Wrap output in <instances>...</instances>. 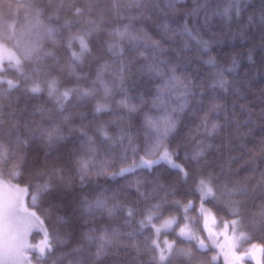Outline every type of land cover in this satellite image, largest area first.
Returning <instances> with one entry per match:
<instances>
[{
    "label": "trees",
    "instance_id": "trees-1",
    "mask_svg": "<svg viewBox=\"0 0 264 264\" xmlns=\"http://www.w3.org/2000/svg\"><path fill=\"white\" fill-rule=\"evenodd\" d=\"M68 2L69 0H65L66 4ZM75 2L82 8L91 6V12L84 19L76 17L65 7L59 11V21L55 18L49 21L48 17L59 7L60 0H0V21H16L18 31L24 33L19 36L21 43L37 38L35 35L27 34L25 27L27 22L35 21L32 9L25 7L26 5L38 6L42 12L40 19L46 25L59 27L65 20L71 21V32L67 28H60L56 44L46 38L41 41L42 51L53 53L52 57L46 58L43 62L49 70L39 75L42 87L46 88V81L55 78L61 92L68 88L95 89L94 96L85 99H80L74 94L66 102L63 113L56 110L55 101L48 96L47 91L32 95L22 89L17 90L12 101L13 108L17 109L16 118L45 125L61 123L62 134L66 137L51 150L44 145L30 144L25 149L26 170L20 179L14 180L22 185L36 183L40 179H49L48 174L53 169H62V179L51 176L56 185V191L52 195L38 202L34 208L30 200H27L31 209L42 217L45 213L51 212V220L45 219V223L50 230L57 228L61 238L66 241L56 250L57 255L71 253L81 243L83 234L92 229L97 230L96 234L105 228L119 229L122 233L136 231L135 239L141 248H144L147 242L145 238L151 237L152 233L149 228L141 232L137 221L142 219L146 208L162 203L165 190L175 193L168 196L169 203L162 204L161 211L165 217L183 215L180 209L171 205L172 200L186 202L187 199H196L195 194L190 191L194 187L193 180L189 179L184 183L176 176L174 170L156 168L149 172L138 169L135 173H127L115 179L110 175L94 174L104 164L110 173L116 172L120 167L131 164L133 156L127 139L123 143L115 144L105 141L97 132L98 127L104 126L114 139L120 135L121 129L126 130L135 137L133 144L140 149L139 154L143 155L144 113L148 112L153 117L163 116L167 110L180 102L177 94H173L167 98V105L153 107L152 100L165 82V78L146 74L145 65L152 62L154 56L157 62L164 60L178 64V73H186L195 83L202 84L201 91L204 95L198 96L197 99L208 104L215 98V102L221 106L215 112L209 113V128L212 123L219 125L211 135L205 133L203 128L197 132V126L200 124L198 118L184 116L177 132L168 140L170 149L179 151L177 162L185 164L186 168L195 169L193 163L185 161V153L190 156L198 147H205V158L200 162V169L215 174L219 184H227L229 187L235 185L244 190L247 194L245 207L248 213L256 212L258 207L253 205L259 206L262 202L261 188L257 185L260 184L261 174L264 173V23L260 21V14L264 11V0H240L239 15H236L234 10L236 0H142L145 5L142 10L129 8V0H75ZM170 2L174 3V9L168 7ZM114 5H118V8H114ZM227 9L232 11L226 15ZM140 11L145 12L146 19L139 17ZM117 12L119 16L116 15ZM129 17L138 18L130 20ZM87 19L100 24L101 30L87 37L91 53L84 55V62L77 63L73 72L71 52H79L80 48L78 42H73L72 48L69 49L66 40L70 34L78 31L82 34L95 27V24L85 22ZM125 24L134 25V30L143 29L151 40L159 41L163 52L152 48L151 40L140 41L139 50L145 55L139 56L128 40H120L114 35H109L113 29L122 28ZM165 24L168 31L163 29ZM185 25L191 30V36L184 32ZM193 37L209 41L208 50L204 51ZM117 42L124 49L123 63L129 69L125 72L123 84L126 92H122L119 87L121 60L112 56L107 48L109 43ZM146 44L149 46H145ZM209 58L214 60L215 67L205 63ZM105 63L107 68L102 67ZM31 67L32 65L25 64L26 71ZM98 70L103 71V78L109 86L116 85L112 87V92L108 96H105L100 84H93ZM218 73H222L227 81L226 91L210 87L213 81L219 79ZM7 75L10 79L18 78L14 70H9ZM125 95L130 103L138 105L137 112L130 114L119 104ZM4 103L7 105L9 101ZM98 103L106 105L107 110L97 112ZM38 108L45 110L43 119L41 113L37 111ZM5 111H8L7 107ZM205 111L208 109L205 108ZM49 114L53 117L51 121L48 119ZM64 115L69 117L67 122H62ZM81 128L96 140L98 146V151L89 165L93 169V174L83 182L80 180L76 163L78 156L84 155L87 158L81 145V141L85 139L81 135ZM200 141H203V145L199 143ZM124 156L128 158L126 162L122 159ZM33 173L45 175L33 177ZM197 174L198 171L193 172V175ZM137 180L141 182L139 192L135 183ZM158 185H162L163 188L157 187ZM140 193L144 195L141 196ZM101 194L108 197L115 194V199L109 200V206L119 201L122 205L138 210L130 225L125 223L129 219L125 209L116 210L112 216L107 212L98 213L93 217L82 213V201L85 198L89 201L95 200ZM237 199L243 200L245 196ZM213 210L217 212L218 217L231 218L225 211ZM57 215L62 216L65 222L56 223ZM164 238L165 234L162 232L161 240ZM166 238L169 241L177 239L174 232H169ZM32 242H36L33 237ZM252 242H264V236L256 233ZM124 243L129 247L111 249L108 256L95 264H146L148 261L146 252L138 257L136 250L130 246L131 240L125 237ZM177 243L180 247H189L188 241L177 240ZM91 251H95L94 246ZM196 255L203 264H209L213 253L210 251L202 253L197 250ZM176 264L182 262L178 260ZM212 264L224 263L216 260Z\"/></svg>",
    "mask_w": 264,
    "mask_h": 264
},
{
    "label": "snow or ice",
    "instance_id": "snow-or-ice-1",
    "mask_svg": "<svg viewBox=\"0 0 264 264\" xmlns=\"http://www.w3.org/2000/svg\"><path fill=\"white\" fill-rule=\"evenodd\" d=\"M25 7L32 9L34 13L35 23L28 21L25 27L28 35L37 37L35 40L21 43L19 36L24 33L18 31L16 21H0V264H49V262L51 264H63L65 261L67 264H95L103 257L108 256L111 249L129 247L128 244L124 243L125 237L131 240L130 246L136 250L138 257L145 252L148 254L146 264H176L178 260L182 264H203V261L198 259L196 255L197 250L202 253L217 250L218 253H223L226 264H246V261L250 264H264V242H252L256 233L264 236V173L261 174L260 184L257 185L261 188L262 202L259 206L253 205L258 207V210L249 214L245 207L247 194L244 190L235 185L229 187L227 184H219L215 174L200 169V162L205 158V147H198L190 156L185 153V161L193 163L196 166L195 169L186 168L185 164L177 162L179 151L170 149L168 140L170 136L177 132L184 116L190 115L198 118L200 124L197 126V132L200 128H203L205 133L211 135L218 129L219 125L212 123L211 128H209V113L215 112L221 106L215 102V98L209 101L208 104H205L201 99H197L198 96L202 97L204 95L201 91L203 85L195 83L186 73H178V64L168 63L164 60L157 62L155 56L152 62L145 65L146 74L165 78V82L163 87L157 90V94L152 100L153 107L167 105V98L173 94H177V99L180 102L167 110L163 116L153 117L148 112L144 113L143 155L139 154L140 149L133 144L135 137L126 130L121 129L120 135L114 139L108 134L104 126L98 127L97 132L105 141L115 144L117 142L123 143L127 139L133 156L131 164L120 167L116 172L110 173L107 165L104 164L94 174L110 175L115 179L117 176L123 177L127 173H135L138 169L148 170L149 172L156 168L174 170L176 176L184 183H187L189 179L193 180L194 187L190 191L195 194L196 199H187L186 202L172 200L171 205L180 209L183 215L165 217L161 211L162 204L169 203L168 196L175 194L174 191L165 190L162 203H156L146 208L142 214V219L137 221L141 232L145 228H149L152 233L151 237L145 238L147 242L144 248H141L135 239L136 231L122 233L119 229L109 230L105 228L99 234H96L97 230L92 229L83 234L81 243L71 253L57 255L56 250L59 246L64 245L66 241L61 238L57 228L54 227L50 230L48 224L45 223V219L51 220V212L45 213L42 218L36 211L30 210L26 205V199L30 200L31 206L34 208L38 202L52 195L56 191V185L51 176L62 179V169H53L48 174L49 179H40L36 183H26L23 187L18 183L14 184L12 181L20 179L26 170L24 167L25 149L30 144L44 145L51 150L55 145L65 140L66 137L62 134L61 123L45 125L35 121H21L16 118L17 109L13 108L12 101L17 90L22 89L32 95H39L41 92L47 91L48 96L55 101L56 110L63 113L66 102L74 94H77L80 99H85L94 96L95 89L68 88L61 92L55 78L46 81V88L41 86L39 75L41 72L49 70L48 66L43 65V62L46 58L53 56L51 51H42L41 41L46 38L56 44V37L60 28H67L71 32V21L65 20L64 24L59 27L46 25L40 19L42 12L38 6L29 4ZM65 7L81 19H84L91 12L90 5L82 8L77 5L75 0H69L67 4L65 0H60L59 7L52 16L48 17L49 21L53 18L59 21V11ZM128 7L142 10L145 5L142 0H129ZM168 7L174 9L175 5L170 2ZM114 8H118V5H114ZM234 10L236 15L240 14V0H236ZM231 11L232 9H227L225 14L227 15ZM116 15L119 16V12ZM139 17L146 19L147 15L144 11H140ZM137 18L129 17L130 20ZM249 20H252L251 16ZM260 21L264 23V11L260 14ZM85 22L95 24V27L82 34L79 31L70 34L66 40V46L69 49L72 48L73 42H78L80 48L79 52H71L73 72H75L77 63L84 62V55L91 53L87 37L91 36L93 32L101 30L100 24L90 19L85 20ZM163 29L168 31V26L163 25ZM184 32L189 36L192 35L191 30L186 25ZM109 35H114L120 40H128L139 56L145 54L139 50L140 44L138 42L151 40L143 29L134 30L132 24L115 28ZM193 39H197V43L201 45L204 51H207L210 47L209 41L196 37H193ZM145 46L149 45L146 44ZM150 46L159 52H163L159 41L151 40ZM107 48L112 56L119 57L121 60L118 74L119 87L122 92H126L123 84L125 72L129 69L123 63L125 59L124 49L120 47L119 42L109 43ZM205 63L215 67V62L211 58ZM25 64L32 65V67L26 71ZM102 67L107 68V64L105 63ZM9 70H14L18 78H8L7 73ZM217 75L219 79L213 81L210 87L226 91V79H224L222 73ZM77 78L79 79L78 75ZM97 83L102 86L105 96L110 95L112 87L116 86L115 84L109 86L105 82L102 70H98L96 80L93 81V84ZM4 101H9V103L5 105ZM143 102V98H141V103ZM119 104L126 108L130 114L138 111V105L130 103L126 95L119 101ZM6 107L8 111H5ZM205 108L208 111H205ZM104 110H107L106 105L99 103L96 105L97 112ZM37 111L41 113L43 119L45 110L38 108ZM48 119L53 120L52 115L49 114ZM68 120L67 115L62 117V122ZM80 132L85 137L81 141V145L87 158L84 155L78 156L76 163L80 180L83 182L93 174V169L89 165L98 151V146L96 140L82 128ZM199 143L203 145V141ZM207 147H211V145H207ZM122 159L126 162L128 158L124 156ZM194 171H198L199 174L193 175ZM32 175L33 177H43L45 174L33 173ZM140 183L139 180L136 181L138 192ZM157 187L163 188L162 185ZM140 194L141 196L144 195L143 193ZM240 196H245V199H237ZM110 199L114 200L115 194L113 197L101 194L92 201L85 198L81 205L82 213L93 217L98 213L107 212L109 216H112L116 210L125 209L129 218L125 223L130 225L138 210L122 205L119 201L109 206ZM213 209L225 211L231 218L218 217L217 212ZM190 212L196 213L195 219L190 216ZM55 221L61 224L65 222L64 218L59 215L56 216ZM194 224L200 225L199 231L204 233L203 236L194 231ZM162 232L165 234L163 240H161ZM169 232H174L177 239L169 241L166 238ZM33 233H35V236H33ZM30 237H33L36 242H31ZM177 240L188 241L190 244L194 241L195 249L180 247ZM242 241L247 242L248 246L244 247ZM93 246L95 247L94 252L91 251ZM86 253L87 255H85ZM217 259L218 255L211 256L209 264Z\"/></svg>",
    "mask_w": 264,
    "mask_h": 264
},
{
    "label": "rangeland",
    "instance_id": "rangeland-1",
    "mask_svg": "<svg viewBox=\"0 0 264 264\" xmlns=\"http://www.w3.org/2000/svg\"><path fill=\"white\" fill-rule=\"evenodd\" d=\"M9 46H10V45H9ZM12 182H13L14 184L17 183V182H15V181H12ZM18 184H19V183H18ZM20 186L23 187L24 185L20 184ZM26 205L30 208V210H32L31 207L28 205L27 199H26ZM32 211H34V210H32ZM38 215H39V214H38ZM190 216H191L193 219H195V218H196V213H195V212H190ZM42 218H43V217H42ZM199 227H200L199 224H194V225H193L194 231H196L198 235H202V236H203L204 233H202V232L199 231ZM29 239H30L31 242H32V237H30ZM241 243H242V245H243L244 247H247V246H248V243H247V242L242 241ZM187 244H188L189 247L194 248L195 242L193 241L191 244L188 242ZM210 252L213 253V255H218V259H217V260H221L224 264H226V261H225V259H224V255H223V253H218L217 250H212V251H210ZM213 255H212V256H213ZM219 258H221V259H219ZM246 264H247V261H246Z\"/></svg>",
    "mask_w": 264,
    "mask_h": 264
},
{
    "label": "bare ground",
    "instance_id": "bare-ground-1",
    "mask_svg": "<svg viewBox=\"0 0 264 264\" xmlns=\"http://www.w3.org/2000/svg\"><path fill=\"white\" fill-rule=\"evenodd\" d=\"M157 2V1H156ZM129 156V155H128ZM136 183V182H135Z\"/></svg>",
    "mask_w": 264,
    "mask_h": 264
}]
</instances>
